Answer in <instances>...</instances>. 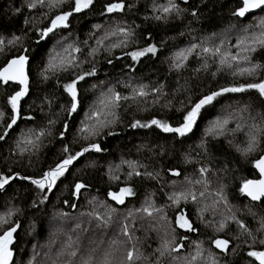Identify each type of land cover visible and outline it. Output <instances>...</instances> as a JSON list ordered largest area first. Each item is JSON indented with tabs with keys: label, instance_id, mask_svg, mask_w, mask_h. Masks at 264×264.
<instances>
[{
	"label": "snow or ice",
	"instance_id": "snow-or-ice-1",
	"mask_svg": "<svg viewBox=\"0 0 264 264\" xmlns=\"http://www.w3.org/2000/svg\"><path fill=\"white\" fill-rule=\"evenodd\" d=\"M96 3L97 0H23L20 7L12 10L13 15H20L24 10H27L28 14L23 16V28L18 33L13 31L9 35L0 34V55L5 56L4 63L0 65V87H3L7 92L6 104L10 106V114L0 110V128L3 129L0 132V141H4L9 136V131L17 125L19 120L27 121L35 118L32 115H22L24 104L27 103L26 98L33 94L34 88H39L40 85L47 84L55 78L57 87L61 88L67 97L66 105L61 106V111L66 113V116L57 133L61 141V149L54 164L38 175H24L20 172H13L10 168L0 172V193L7 192L15 181H26L31 186V189L26 190H32L35 193L31 205L34 208L38 204H45L49 199V194L57 188L58 184H64L69 189V199H65L63 204L75 209L77 205L72 202V198L78 200L83 190L88 189L90 185L79 178L74 177L71 180L69 178L74 176V171L77 170L81 161L85 168L98 166L93 156L107 151L100 142V138L119 135L116 128L121 123V119L117 110L122 106V102L146 103V98L152 96L153 103H156L162 96H167L164 91L166 87L164 83H159L151 88L142 83L135 86L126 84L125 87L130 89L128 95H122L114 87L109 86L106 91L100 92L94 105L85 112L84 119L80 121L77 129V135L70 142L66 140V134L70 128L69 120L73 118L74 114H78L81 107L80 82L97 75L96 57L101 51L111 55L113 50L121 49L122 56H118L116 59L129 57L133 63H139L142 58L149 55L155 57L158 53L157 45L151 42H148L144 47L124 51L136 44L137 40L135 39V30L121 22H114L107 26L95 23L92 25L93 30L88 34V39L79 41L78 38H73L71 42H68L69 36L72 34L73 22L82 20L89 13L94 12ZM183 3L188 4V0H183ZM232 4L230 15L242 24L240 28L242 34L237 37L235 45L229 44L225 48L224 39H220L217 44H208L204 39H201L199 43H190L189 46L177 50L169 58V71L180 72L186 68L190 57L194 54L198 57L203 54L202 68L204 70L209 67L208 57L217 63L216 72H212V76H216L217 72L226 69L233 77L248 78L247 82L232 83L210 89L197 95L195 99L188 96V102L185 104L181 101V107L176 109L180 113L176 123L153 117L146 121L135 119L127 127L132 129L154 128L161 133L169 134L174 140L178 139L182 145L184 138L193 133L198 122L203 119L205 113L216 107L221 97L227 94L255 93L264 102V64L254 59L257 52H264V0H232ZM134 7L135 4L129 3L127 0H108L102 5L99 15L116 21L117 14H124ZM152 11L154 15L152 17L145 16V20L153 19L157 22L167 23L171 18H181L187 9L181 8L176 0H166V3L161 4L154 2ZM190 15L198 19L197 10L193 9ZM257 16L259 18L254 24L243 23L245 18ZM229 27L232 29L236 25L232 24ZM215 35V33L212 34L213 37ZM89 39L94 40V46L89 44ZM147 40L151 41L150 33ZM49 45H51L50 48ZM233 47L236 49L235 52L231 50ZM12 49H16V53L9 56L8 53ZM41 49H47L46 58L38 66L34 80L32 75L34 53ZM89 63L91 67L84 69L83 65ZM107 63L112 64V59H108ZM128 67L132 68V65L129 64ZM77 69L79 71H76ZM200 70L196 69V71ZM67 72H73V77L67 82L61 83L59 75ZM177 83L179 84L178 81ZM92 87L95 88L96 85L93 84ZM181 87L184 86H179L176 90L179 91ZM8 89H11V92H8ZM184 90L187 91V88ZM43 102L47 103L49 109L51 108L52 99L49 96H43ZM170 104L169 101L165 106ZM250 108L251 105L244 104L228 115L212 120L205 129V138H202L197 145L200 149L197 155H209L206 137L211 136L213 139H218L229 134L234 136L237 132H244L246 139L243 142V147L235 145V149L242 158L251 163L252 168L258 173V178L243 179L238 186V191L251 202L264 204V111L254 116ZM41 111H43V106H41ZM6 116L7 122H5ZM232 121H235V127L229 128L228 125ZM249 121L251 122L249 123ZM56 123V119H49L45 128L21 132L15 142L18 154L23 156L26 153L34 154L39 151L43 139L52 135V128ZM80 141L86 143L80 144L79 148H74L73 145ZM228 143L232 145L233 141L228 140ZM148 150L151 151V148ZM164 151L165 149L161 145L158 154L163 155ZM184 162L186 164L193 163L190 151L184 153ZM121 164H126L128 167L127 180H132L134 177L157 181L159 179V171H148L147 166L138 161L122 160ZM120 167L121 165L108 166L107 176L110 181L120 180V176L117 174ZM141 168L144 169L143 172L139 170ZM168 171L172 176H181L178 169L169 168ZM197 172L199 175L195 179L185 177V182L189 187L180 191L174 190L167 195V199L170 201L169 207L180 208L182 201L184 204L191 201L198 205L203 202L205 194L211 187V181L207 174L211 173L212 169L201 165ZM194 185L202 186L199 196L191 187ZM21 186L23 187V185ZM225 188L226 185L221 183L217 189L209 193L212 196L211 204L203 203V206L197 209L198 218L204 222L205 212L209 209L216 212L217 206L223 204L227 214L222 213V219L215 224L208 221L206 227L211 226L214 228V232L220 233L228 228L230 221L234 222L237 225V233L233 239L240 241L243 237V243L248 248L245 254L246 264H264V216L260 217L258 228L250 229L232 211ZM135 195L134 188L129 184L120 187L118 191L109 190L106 193V196L117 205L125 204L127 197ZM96 199L93 196L88 203L93 204ZM99 206L106 208L103 215L94 210L86 214L98 222L96 225L98 228H107L112 223L113 214L117 209L106 205L103 201L99 202ZM20 211L21 209L9 202L6 211L0 214V264H25L23 260L18 262L16 259L22 251L23 243L18 234L21 224L16 218ZM137 211L146 214L149 218H154L156 225L153 226V230L162 232L159 244L151 255H146L137 247L138 237L134 242L132 229L135 225L130 227L126 222L133 215L131 211H129L128 217H125V222L120 223L119 235L110 239L106 247H101L104 245V241L101 239L98 243L90 241L94 246L81 250L79 237L73 240L71 235H67V239L62 242L54 254L52 253V244L55 241H50L49 250L44 255L50 264H161L162 259L166 256L171 258L173 264H231L227 260L228 255H238L239 244L230 247L229 239L219 237L211 239V244L219 250V254L206 250L203 247V241H193L194 251L182 254V250L185 248L184 241L189 239L187 233L197 231L194 223L184 211H178L170 220L164 208L157 207L150 198L146 199ZM249 213L255 218L256 213L252 212L251 208H249ZM84 214L82 213V215ZM69 215L70 213L67 211H59L54 214L53 219L58 223L52 228V236L64 231L62 225ZM80 227L79 223L76 224L73 231ZM178 230H183V232ZM29 231H31V226ZM119 236H123L125 239L121 240ZM206 251L207 255H205ZM39 255L36 245H33L32 255L26 264H38L37 256Z\"/></svg>",
	"mask_w": 264,
	"mask_h": 264
},
{
	"label": "trees",
	"instance_id": "trees-1",
	"mask_svg": "<svg viewBox=\"0 0 264 264\" xmlns=\"http://www.w3.org/2000/svg\"><path fill=\"white\" fill-rule=\"evenodd\" d=\"M22 2L23 0H0V34L9 35L13 31L18 33L23 28V16L28 14L27 10H24L20 15L12 14V10L20 7ZM106 2L108 0H97L94 12L89 13L82 20L73 22L72 34L69 36L68 42H71L73 38H78L79 41L88 39V34L93 30L92 25L95 23L107 26L114 22H121L135 30V39L137 40L136 44L131 45L129 49L124 51L132 50L136 47H144L148 42H151L157 45L158 53L155 57L149 55L142 58L139 63H133L129 57L116 59V57L122 56L121 49L113 50L111 55L101 51L96 57L97 75L88 77L85 81L80 82L81 107L78 110V114H74L73 118L69 120L70 128L66 134V140L70 142L77 135V129L80 121L84 119L85 112L89 111L94 105L100 92L102 90L106 91L109 86L114 87L122 95H128L130 89L125 87L126 84L135 86L142 83L151 88L159 83H164L166 85L164 91L167 96H162L156 103H153L152 96L146 98V103L122 102V106L117 110L121 119V123L116 128L119 135L112 137L102 136L100 138V142L107 151L93 156L98 166L96 168H85L83 161H81L77 170L74 171V176L69 178L70 180L74 177L79 178L90 185L88 189L83 190L78 200L72 198V202L77 205L75 209L63 204L65 199H69V189L64 184H58L57 188L49 194L48 201L42 205L38 204L35 208L31 206L35 193L32 190H26L31 189V186L26 181H15L7 192L0 193V214L6 211L9 202L21 209L16 218L21 224L18 234L19 239L23 243L21 245L22 251L16 257L17 261L23 260L26 264L28 258L32 255V246L36 245V250L40 253L37 256L38 264H50V261L44 255L49 250L50 241H55L52 244V253L54 254L60 248L62 242L67 239V235H71L73 240L79 237L81 250L94 246L90 241L98 243L101 239L104 241V245L101 247H106L110 239L119 235V225L121 222H125V217H128L129 211L133 215L126 222L129 223L130 227L133 224L135 225L132 229L134 242L138 237L137 247L146 255H151L159 244L162 232L153 230V226L156 225L154 218H149L146 214L137 211V209L142 207L145 200L150 198L157 207L164 208L170 220L174 218L178 211L182 210L197 228L196 232L187 233L189 239L184 241L185 248L182 250V254L194 251L195 245L193 241H203V247L206 250L219 254V250L215 249L214 245L211 244V239L215 237L227 238L231 241L230 247L237 244L240 246L238 255L229 254L227 260L231 264H246L247 258L245 254L248 248L243 243V237L240 241L233 239L237 233V225L234 222L230 221L228 228L220 233L214 232V228L211 226L206 227L208 221H212L215 224L222 219V213L227 214L224 205H218L216 212L211 209L205 212L204 222H201L197 215V209L202 207L203 203L211 204L212 196L209 193L223 183L226 185L225 192L232 211L250 229L255 230L259 227V219L264 216V204L251 202L238 191V186L243 179L258 178V173L252 168L251 163L242 158L235 149V145L243 147L246 136L244 132H237L234 136L229 134L218 139H213L211 136L206 137L209 155L201 154L198 156L197 153L200 152V149L197 145L202 138H205L204 132L208 124L217 117L226 116L244 104L251 105L250 111L254 116L264 111V102L258 98V95L255 93H237L221 97L216 107L205 113L193 133L189 134V137L184 138L182 145L178 139L174 140L169 134L161 133L154 128L132 129L127 127L135 119L146 121L153 117L176 123L180 115L176 109L181 107V101L185 104L188 102V96L195 99L197 95L210 89H216L232 83L247 82L248 78L233 77L226 69L217 72L216 76H212V72H216L217 63L211 57H208L209 67L204 70L202 68L203 54L199 57L195 54L190 57L186 68L180 72L169 71V58L177 50L189 46L190 43H199L201 39H204L208 44H217L220 39H224L225 48L229 44L235 45L237 37L242 34L240 32L242 24L230 15L231 7L233 6L232 0H188V4H184L183 0H176L181 8H186L187 11L183 13L181 18H171L167 23L144 19L145 16L152 17L154 15L152 11L154 2L161 4L166 3V0H127L129 3H134L135 7L124 14H117L116 21L99 15L102 5ZM193 9L197 10L198 19L190 15ZM258 18V16L245 18L243 23L254 24ZM232 24H235L236 27L230 29L229 26ZM149 33L151 34V41L147 40ZM213 33L216 34L214 37L212 36ZM97 35H100V33H97ZM89 44L94 46V40L89 39ZM50 47L51 45H49ZM231 50L233 52L236 51L234 47ZM15 53L16 49H12L8 55L11 56ZM46 53L47 49H41L34 53L32 62L34 80L36 79L38 66L46 58ZM108 59H112L113 63L108 64ZM254 59L264 64V52H257ZM4 60L5 56L0 55V65L4 63ZM129 64L132 65L134 70L128 67ZM89 67H91L90 63L83 65L84 69ZM196 69L201 70L196 71ZM76 71H79V69ZM73 75V72L61 73L59 79L61 83L67 82ZM93 84L96 85L95 88L92 87ZM179 86L184 87L177 91L176 89ZM185 88H187V91L184 90ZM8 92H11V89H8ZM45 95L52 99L50 109L47 103L43 102V96ZM6 98L7 92H5L3 87H0V110L10 114V106L6 104ZM26 100L27 103L24 104L22 115H32L35 118L27 121L19 120L9 133V136L4 141H0V172L7 171L10 168L13 172H20L24 175H38L50 165H53L59 156L61 141L57 133L66 116V113L61 111V106L67 103L66 94L62 92L61 88L57 87L55 78H53L47 84L34 88L33 94ZM169 101L171 104L166 107L165 105ZM41 106H43V111H41ZM245 115L247 116V114ZM49 119L57 120L56 125L52 128V135L43 139L39 151L34 154L26 153L20 156L15 149V142L21 132H27L29 129L39 130L40 128H45ZM5 122H7V116ZM228 127L234 128L235 121H232ZM2 131L3 129L0 128V132ZM228 140H232L233 144L230 145ZM82 143L86 142L80 141L73 147L79 148ZM161 145L165 149L163 155L158 154ZM149 148H151V151L148 150ZM188 151L191 152L193 157V163L190 164L184 162V153ZM122 160L138 161L140 164L146 165L148 171H159L158 181L142 177H134L132 180H127L126 172L128 167L126 164H121ZM109 165L113 167L121 165L117 173L120 176L119 181H110L108 179L107 168ZM201 165L212 169V172L207 174L211 181V187L205 194L203 202L198 205L191 201L184 204L182 201L180 208L169 207L170 201H168L167 195L174 190L180 191L189 187L185 182V177L190 179L197 178L199 175L197 169ZM169 168L178 169L181 172V176H172L170 171H168ZM139 170L144 171L143 168ZM125 184L131 185L136 195L128 197L125 204L117 205L106 196V193L109 190L118 191ZM191 187L199 196L202 186L194 185ZM93 196L97 199L93 204H89L88 201ZM101 201L117 209L113 214L112 223L107 228H98L96 226L98 222L86 214L94 210L103 215L106 208L99 206ZM249 208L256 213L255 218L249 213ZM59 211H67L70 215L62 225L64 231L52 236L51 226L56 221L53 217ZM82 213L85 214L82 215ZM78 223L81 227L73 231ZM30 226L31 231H29ZM178 231L183 232V230ZM119 239L124 240L125 238L119 236ZM205 255H207V251ZM152 258L155 259V257ZM161 264H173V262L170 257L166 256L162 259Z\"/></svg>",
	"mask_w": 264,
	"mask_h": 264
},
{
	"label": "rangeland",
	"instance_id": "rangeland-1",
	"mask_svg": "<svg viewBox=\"0 0 264 264\" xmlns=\"http://www.w3.org/2000/svg\"><path fill=\"white\" fill-rule=\"evenodd\" d=\"M230 127V126H229ZM128 198V197H127ZM126 198V199H127ZM126 201V200H125ZM58 223V221H55L53 224H52V226H51V228H53V226L55 225V224H57Z\"/></svg>",
	"mask_w": 264,
	"mask_h": 264
},
{
	"label": "water",
	"instance_id": "water-1",
	"mask_svg": "<svg viewBox=\"0 0 264 264\" xmlns=\"http://www.w3.org/2000/svg\"><path fill=\"white\" fill-rule=\"evenodd\" d=\"M17 123H18V122H17ZM15 126H16V125H15ZM15 126H13V128H14ZM11 131H12V130H10L9 133H10ZM254 203H260V202H254Z\"/></svg>",
	"mask_w": 264,
	"mask_h": 264
}]
</instances>
